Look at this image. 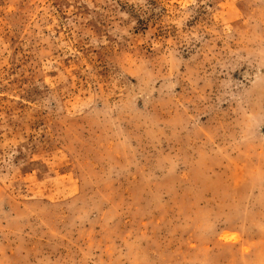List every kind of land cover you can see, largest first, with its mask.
I'll return each instance as SVG.
<instances>
[{"label": "rangeland", "instance_id": "rangeland-1", "mask_svg": "<svg viewBox=\"0 0 264 264\" xmlns=\"http://www.w3.org/2000/svg\"><path fill=\"white\" fill-rule=\"evenodd\" d=\"M0 264H264V0H0Z\"/></svg>", "mask_w": 264, "mask_h": 264}]
</instances>
